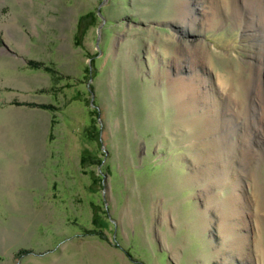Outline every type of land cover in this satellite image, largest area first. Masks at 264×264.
Masks as SVG:
<instances>
[{"label":"rangeland","instance_id":"374dc122","mask_svg":"<svg viewBox=\"0 0 264 264\" xmlns=\"http://www.w3.org/2000/svg\"><path fill=\"white\" fill-rule=\"evenodd\" d=\"M254 1L0 0V264H264V156L204 133L251 74L264 117Z\"/></svg>","mask_w":264,"mask_h":264},{"label":"bare ground","instance_id":"6f19581e","mask_svg":"<svg viewBox=\"0 0 264 264\" xmlns=\"http://www.w3.org/2000/svg\"><path fill=\"white\" fill-rule=\"evenodd\" d=\"M253 3L254 4L251 3L250 6L253 7V10L256 9V11L251 13V15L257 13L258 17L261 19L256 18V23L250 21V26H252L251 27L252 31L253 30L255 31V32L253 31L254 36H256V37H259L260 35L264 36V0H256ZM225 5H227V3ZM252 7H251V9H252ZM251 35H253V34H251ZM263 59H264V57H263ZM263 59L262 60L258 59V62H259V63H257L258 64V71L260 69L264 68V66H263L264 60ZM255 80H257V77L255 75L252 76V74L249 75L246 79L242 80V82H241V84H243V90L242 91H244V92H242V94L237 93L236 95L238 97L236 96L237 98H235V97L232 98V100H234L237 103L236 104L234 102L237 106H235L236 108H233L231 106L227 107V110L224 113L227 112L229 114V117L226 116L227 120H225V122H222V121H224L223 117L225 114L223 113V110H222L223 108L220 109L218 107V106H220L219 100L215 103L216 98H213V100L211 99L210 103H211L213 109L209 110L210 112L208 114V119L210 121V124H209V127H207L206 130L204 131V133H206V132L210 133L211 131H213V133L211 132L212 134L217 132L216 133L217 136L215 135V137L212 140V146L211 147H212V151L214 153L213 156L215 157V159H218V161L221 159V157H224V154L221 151V147H222L221 145H223V144L227 145L225 147V149L223 148V150H225L224 151V153H225L224 165L226 168L228 167L229 171L231 168H233L237 174H234V175L230 174L229 175L228 170H226L227 174L225 173V171H223V174L225 173L224 178H219L217 180V182L227 185L226 181L227 180L229 181V179H233V185L232 186H234V188H237V187L240 188L241 183H239V182H240L241 176L242 177L244 176L247 178L250 176H251L250 178L254 177V175L252 173L251 174L247 173L246 169L248 167L252 166L253 163L256 162V160L258 161L262 156H264L263 154L260 153L259 158H257V157H256L257 159L255 158V156L258 155L259 152L262 151V149H263L262 147H259L258 143L261 144V141H262L261 138H262V136H264V117L263 118H256V117H254L256 112H253L254 109H257L258 104H260V105L263 104V99L261 96V89L258 86L259 82L257 83ZM216 82H217V85L219 86V89L221 88L224 91V94H226L228 96L229 94H227L226 92L231 91L230 90V88H231L230 84L227 83L222 78H220V76H217ZM254 82H255V84L257 83V85H255ZM215 95H217V97H218L219 94H215ZM252 96H256L258 100L256 101V100L252 99ZM256 104H257V106H256ZM246 115L251 116V118L247 122L240 123V122H237L238 120L237 121L235 120L236 117L242 118ZM231 119H233V121H234L233 126H231V122H232ZM227 122L230 125H227L226 124ZM239 124H240V126H239ZM221 125H222V127H221ZM224 125H225V127H227V126L231 127L229 129V134L230 133L235 134L237 136L236 140H229L223 136V133H221V129L224 128ZM218 128L220 130L219 132H218ZM226 130H228V129H226ZM238 138H239V140H238ZM239 147H243V149L241 148V151H240ZM229 162H231L232 164ZM237 165H239V166H237ZM246 166H247V168H246ZM221 171L222 170H220V169L219 170L215 169V174L217 173V175H218V174H220L219 172H221ZM239 172H240V174H239ZM242 173L245 175H243ZM235 181H238V184H235L234 183ZM250 185L252 187V193H253L252 195L255 199H257V197H259V194H258L259 189L256 186L257 183L256 182H250ZM237 197L239 198L240 194L239 195L236 193L231 194V196L228 197L230 199L229 203L233 204L232 199L233 198L237 199Z\"/></svg>","mask_w":264,"mask_h":264}]
</instances>
